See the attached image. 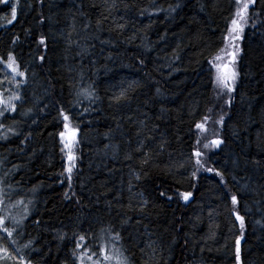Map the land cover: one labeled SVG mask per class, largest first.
<instances>
[{
  "label": "trees",
  "instance_id": "16d2710c",
  "mask_svg": "<svg viewBox=\"0 0 264 264\" xmlns=\"http://www.w3.org/2000/svg\"><path fill=\"white\" fill-rule=\"evenodd\" d=\"M6 64L15 264H264V0H0Z\"/></svg>",
  "mask_w": 264,
  "mask_h": 264
},
{
  "label": "rangeland",
  "instance_id": "374dc122",
  "mask_svg": "<svg viewBox=\"0 0 264 264\" xmlns=\"http://www.w3.org/2000/svg\"><path fill=\"white\" fill-rule=\"evenodd\" d=\"M233 64V62L231 63ZM12 67H9V64L4 65L0 69V108H10L15 101L18 99V83L20 82V75L17 67L14 64H11ZM13 68L16 71H13ZM227 71L223 75H218L217 86L221 92H224V78L226 76L227 80H232L235 83L237 77L235 76L236 71L232 67L226 66ZM231 84V81H228ZM5 262V264H15L14 257L10 253L9 249L4 243L3 237L0 232V264ZM80 264H126L124 259L121 256H118L114 250H108L103 252L100 257H85L81 260Z\"/></svg>",
  "mask_w": 264,
  "mask_h": 264
},
{
  "label": "snow or ice",
  "instance_id": "6c2138e0",
  "mask_svg": "<svg viewBox=\"0 0 264 264\" xmlns=\"http://www.w3.org/2000/svg\"><path fill=\"white\" fill-rule=\"evenodd\" d=\"M237 3L239 4V3H240V0H237ZM248 7H249V4H248V3H244V4H243V10H242V11H239V10H238V12H237V16H239L241 19H243V13L247 11ZM12 16H13V19H15V16H16V10H15V8H13V10H12ZM232 25H233V28L231 29V32H234V33H235V32H239L240 30H242L241 27H240V24H239L238 20L233 19V20H232ZM42 42H43V41H41V43H42ZM9 60H10V61L13 60V57L9 56ZM9 67H12V65L9 64ZM13 71H16V69L13 68ZM19 75L22 76V75H24V73H23V72H20ZM64 119L67 120L68 117L65 116ZM205 119L207 120L208 118L205 117ZM196 127H197V128H203V125H202V124H197ZM61 136H63V133H61ZM211 143H212L213 145H215V146H218V145L221 143V141H219V140H213ZM208 146H209V145H207V144L204 145L205 148H207ZM195 155H196L197 157H199V156H201V153H200V152H196ZM72 159H73V157H72V156H69V160H72ZM196 163H197V164H201V161L198 159V160L196 161ZM68 171H69V173H70V172H71V168H69ZM208 171H211V169H208ZM193 175H195V173H193ZM137 178H139V177H137ZM69 179H70V177H69ZM182 195H183V199H184V200H188V198H189V196L191 195V193H183ZM231 201H232L233 204H236V203L238 202V201H237V197H236L235 195H232V197H231ZM236 219L240 220V221H241V225L243 226V217H241V216L237 213V214H236ZM0 223H3V221H0ZM5 231H7L6 228H5ZM9 234H10V233H9ZM117 238H118V237H117ZM81 239L83 240L84 237H81ZM237 243H238V242H237ZM236 258H237V260H239V258H240V257H239V247H237V257H236Z\"/></svg>",
  "mask_w": 264,
  "mask_h": 264
}]
</instances>
